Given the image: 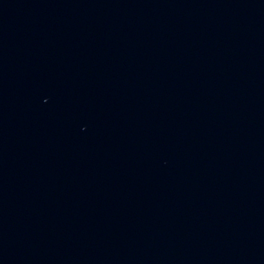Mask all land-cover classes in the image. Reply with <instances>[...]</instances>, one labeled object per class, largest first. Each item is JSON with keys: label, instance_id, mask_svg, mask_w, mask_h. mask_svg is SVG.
Wrapping results in <instances>:
<instances>
[{"label": "water", "instance_id": "water-1", "mask_svg": "<svg viewBox=\"0 0 264 264\" xmlns=\"http://www.w3.org/2000/svg\"><path fill=\"white\" fill-rule=\"evenodd\" d=\"M0 264H264V0H0Z\"/></svg>", "mask_w": 264, "mask_h": 264}]
</instances>
